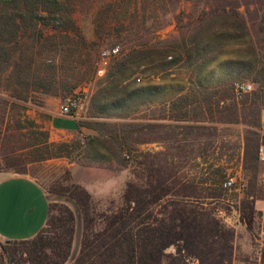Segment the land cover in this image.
Wrapping results in <instances>:
<instances>
[{
    "label": "trees",
    "instance_id": "obj_1",
    "mask_svg": "<svg viewBox=\"0 0 264 264\" xmlns=\"http://www.w3.org/2000/svg\"><path fill=\"white\" fill-rule=\"evenodd\" d=\"M180 1L103 0L96 5L94 18L98 41L90 42L76 23L72 0H0V72L9 71L11 96L28 101L35 92L55 96L74 93L83 80L94 79V66L89 65L79 76L76 61V65L73 60H66L57 66L47 63L46 56L59 47L70 56L78 48L113 39L115 44L109 49L119 46V51L110 57L109 69L101 82L104 86L91 97L90 116L121 113L124 105L136 97L151 98L152 103L160 96L163 118L190 122L180 125L185 130L181 139L195 129L214 128L196 122H242L239 104L245 111L247 104H256L264 93V0H192L201 5L196 25L176 45L169 38L151 43L150 37L130 38L146 30L156 34L164 27L159 14L175 10ZM243 6L246 11L255 7L256 32L252 31ZM230 45L241 46L237 58L226 56ZM80 62L87 65V61ZM179 66L191 71L187 87L170 93L166 87L153 84V76ZM216 67L226 70L225 75L217 84L205 82L204 76ZM140 72L145 77H137ZM248 77L258 88L238 102L234 81ZM227 99L233 100L226 104ZM259 122L260 110L246 122L249 127L244 166L251 172L253 183L261 170V139L251 127ZM151 125L159 128L158 124ZM132 126L135 124L126 122L121 129L109 131L111 141L92 136L87 146L97 142L123 161L121 153L129 146ZM26 148L30 149L28 158L22 159L18 152ZM26 148L15 147L6 154L8 170L24 173L30 162L72 157L69 144L51 142L46 131L34 132ZM99 155L94 151L87 156ZM122 165L128 168L126 163ZM145 171L143 180L136 177L126 182L121 205L112 202L105 209L97 206L85 186L69 181V171L67 184L56 183L49 190L63 196L64 201L50 203L46 224L32 238L0 242V264H68L74 256L78 232L79 251L72 264H233L240 234L219 213L216 201L222 200L225 189L221 184L219 188L213 186L218 180L208 174L200 183L206 186L197 191L190 182L163 175L161 169L151 165ZM216 173L224 177L226 170L219 167ZM256 199L252 191L237 206L240 220L250 233L256 229L264 232V211L257 209ZM171 247H175V252L167 251ZM240 260L264 264V247L255 259L244 255Z\"/></svg>",
    "mask_w": 264,
    "mask_h": 264
},
{
    "label": "rangeland",
    "instance_id": "obj_2",
    "mask_svg": "<svg viewBox=\"0 0 264 264\" xmlns=\"http://www.w3.org/2000/svg\"><path fill=\"white\" fill-rule=\"evenodd\" d=\"M72 2L76 6L74 17L83 35L88 41L97 42L98 38L96 36L94 18L98 10L96 5L102 3L103 0H72ZM200 8L201 5L196 4L192 0H181L175 10L170 13L163 14L161 12L159 14L160 19L164 22V27L158 30L156 34H152L146 30L140 31L138 35L133 33L134 35L130 38L139 36L150 37V43L169 38L171 40L170 43L176 45L196 25ZM246 9V6L242 7L252 31L256 32L257 14L255 13V7L251 6L247 11ZM99 43L90 45L85 49L78 48L70 56L65 48L60 47L46 56L47 63L57 66L62 65L64 61L67 62L66 60L76 61V72L79 76L82 75L89 65L94 66V79L83 80L72 94L55 96L43 92H35L32 99L28 101L17 100L11 96L8 79L9 71L0 72V170L12 171L7 169L5 161L6 154L12 148H21L23 146L26 148L30 144L31 136L34 132L46 131L49 134L51 142L69 144L72 157L63 156L39 162H30L26 166V172L24 173L31 174L38 179L45 187L48 196L52 198V202L64 201L63 196L49 192L50 187L56 183L67 184L69 181H76L85 186L90 192L96 191V193L118 191L124 182L123 174L120 173L121 168H123L122 166H124L122 164L124 163L128 165L126 182L136 177L139 180H143L142 176L146 172L145 168L147 165H151L153 169H161L163 175H174L182 179L183 182H190L193 185L192 188L197 191H202L204 186H206L200 183L208 174L212 180H218V183L213 185L215 188H219L220 184L223 187L224 180L235 176L238 181L237 186L232 190L225 189L222 200L216 202H218L220 215L229 224L235 226L240 234L236 239L237 257L233 264L245 263L240 260V257L244 255H249L255 259L260 254L261 248L264 247V232L256 229L254 233H250L245 225L241 224L236 210L240 201L249 193L255 191V195L257 196L256 207L258 210L264 211V162L260 161L261 170L253 183L251 172L245 169V166L240 168L238 166V159L236 158L239 153L244 152L245 135L249 127L246 122L249 119H254L259 110L260 122L257 126H252L251 128L258 132L261 145H264V131L261 127V117L264 112V93L258 97L256 104L251 106L247 104L249 107L245 111L241 103L239 104L240 109H242V116L240 117L242 122H196L194 124H200V126L207 124L214 126V128L210 130L203 128L195 129L184 139L181 138L183 137L182 132L185 130L183 127H180L179 123L171 125L169 129L166 127L161 129L160 127L157 128L151 125L156 124V119L162 116L159 104L162 97L160 96L157 98V101L152 103L150 102L151 98L147 100V97H136L132 102L124 105L121 113L104 117H92L89 113L91 97L100 86H104V83L101 84V82L105 78L111 63V58H102L101 52L111 48L115 44L113 39L103 42L99 41ZM240 47V45L228 46L226 56L237 58L238 54H240ZM82 60L87 61V65L82 64L80 62ZM76 62L74 65H76ZM101 68L104 70L100 71ZM190 72V70L184 67H174L153 76V84L166 87L167 90H170L168 92L175 93L181 86H188ZM225 73L226 70L220 67L213 68L204 76L205 82L217 84ZM76 76L74 75L75 78H77ZM136 76L143 78L145 74L140 72ZM238 82H250L254 84V90L258 88V84L252 78L236 79L234 81V95L238 102H242V99L246 98L244 96L240 98L236 96L235 86ZM76 94L83 95L85 100L84 109L86 108V116H88L87 119L82 120L81 129L79 131L65 132L54 129L52 127L54 114L51 110L54 107H59L60 110L62 103L68 97ZM250 94L252 95L253 93ZM232 100L227 99L226 104H230ZM126 122L133 123L135 126H132L134 132L130 133L129 146L121 153L123 161H119L97 142L93 143L90 147L87 146L92 136H98L102 140L111 141L109 131L121 129L122 123ZM62 125H65L64 122ZM204 132L206 133L203 134ZM37 135L41 137V135ZM153 139H168V144L171 146L170 150L168 151L167 149L163 153H153L151 151V141ZM109 143L114 146L112 142ZM183 144H185L184 149L181 148ZM114 148L116 147L114 146ZM94 151L100 154L99 157L87 156ZM29 152L30 149L26 148L21 149L18 154L22 156V159H27ZM70 162L83 164L85 168L76 170L75 181L70 167L67 166ZM219 167L225 168L226 175L224 177L216 173ZM69 171L72 177L68 181L66 179L68 178ZM243 183H245V187H241L240 184ZM124 188L111 197H95L97 206L100 209H105L107 206L112 205V202L115 205H121L123 203L122 194ZM225 207L229 209L224 210ZM80 237L81 233L78 232L72 260L79 251ZM167 251L175 252V247H171ZM72 260L68 264H72ZM190 264H195V262L190 261Z\"/></svg>",
    "mask_w": 264,
    "mask_h": 264
},
{
    "label": "crops",
    "instance_id": "obj_3",
    "mask_svg": "<svg viewBox=\"0 0 264 264\" xmlns=\"http://www.w3.org/2000/svg\"><path fill=\"white\" fill-rule=\"evenodd\" d=\"M86 108L80 111L76 118L60 115L59 107H54L51 112L54 114L52 118V127L58 131H79L82 127V120L87 119ZM73 125L72 127H63L62 123ZM155 123V119H154ZM179 123L180 125L190 124L189 121H176L169 117L162 116L156 119V124L162 129H169L171 125ZM169 140L153 139L151 141V151L153 153H163L170 150ZM238 166H244V152L237 156ZM70 167L74 181L76 180V170L85 169L83 164L70 162ZM91 169V168H89ZM128 168H121L123 174V186L119 189L123 190L127 180ZM76 182V181H75ZM78 183V182H77ZM118 190V191H119ZM116 191V192H118ZM99 192V191H98ZM114 191H105L96 193L92 191L93 197L106 198L116 194ZM52 198L48 196L45 187L38 179L28 173H18L14 171L0 170V241L7 240H23L35 236L46 224L50 214L49 205ZM240 219V213L236 210ZM241 221V220H240ZM241 224L243 222L241 221ZM246 227V226H245ZM240 264H245L240 262Z\"/></svg>",
    "mask_w": 264,
    "mask_h": 264
},
{
    "label": "built area",
    "instance_id": "obj_4",
    "mask_svg": "<svg viewBox=\"0 0 264 264\" xmlns=\"http://www.w3.org/2000/svg\"><path fill=\"white\" fill-rule=\"evenodd\" d=\"M119 46H116L113 49L103 50L101 53L102 58H109L118 53ZM104 70L103 68L100 69ZM254 84L250 82H238L235 86L236 96L238 98L243 97L245 94L251 93L254 91ZM85 100L82 94H76L68 97L60 107V115L62 117H73L76 118L78 113L84 109ZM261 127L264 131V112L261 117ZM259 158L261 162H264V145H261L259 148ZM238 184L237 178L235 176L228 177L223 182V188L226 190L234 189ZM241 187H245V183L240 184Z\"/></svg>",
    "mask_w": 264,
    "mask_h": 264
},
{
    "label": "water",
    "instance_id": "obj_5",
    "mask_svg": "<svg viewBox=\"0 0 264 264\" xmlns=\"http://www.w3.org/2000/svg\"><path fill=\"white\" fill-rule=\"evenodd\" d=\"M10 240H7L6 242H9Z\"/></svg>",
    "mask_w": 264,
    "mask_h": 264
}]
</instances>
